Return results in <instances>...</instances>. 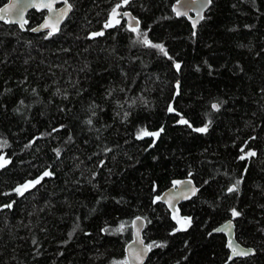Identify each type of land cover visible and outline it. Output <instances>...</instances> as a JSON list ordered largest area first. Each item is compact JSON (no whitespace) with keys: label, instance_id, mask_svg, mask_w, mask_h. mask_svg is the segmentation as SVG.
I'll list each match as a JSON object with an SVG mask.
<instances>
[{"label":"trees","instance_id":"obj_1","mask_svg":"<svg viewBox=\"0 0 264 264\" xmlns=\"http://www.w3.org/2000/svg\"><path fill=\"white\" fill-rule=\"evenodd\" d=\"M69 1L51 37L31 30L45 11L0 21V264H131L137 217L161 245L144 264H264V0H212L196 31L177 0H130L107 29L121 0ZM185 178L198 195L172 212L161 195ZM230 219L255 255L230 259Z\"/></svg>","mask_w":264,"mask_h":264},{"label":"water","instance_id":"obj_2","mask_svg":"<svg viewBox=\"0 0 264 264\" xmlns=\"http://www.w3.org/2000/svg\"><path fill=\"white\" fill-rule=\"evenodd\" d=\"M32 3H33V0H8L0 8H4L5 6H11V5L15 4L16 8L12 9L9 13L5 14V20H7L11 24L19 25V27H20L19 22L12 23L10 21L11 20H18L19 12L21 9L23 10V19L26 21H27L28 14L32 10H36L38 12L45 11L46 15H45L43 21L39 25H37L36 27L33 28V29H37V31H33V32L40 33V32H49L51 30V27L41 28L40 26L43 25L45 22H47L50 26L56 24L57 10L66 7V5L63 3V0H59V2L54 3L52 11H49L47 8H44L42 6L39 8L32 7V6H30ZM68 3L71 4L69 0H68ZM212 3H213L212 0H211L210 4L207 3V0H177L173 5V9L174 8L176 9V11H174L175 14L177 11L183 13L182 15H177V14L176 15L178 17H185L192 24L194 31H196L200 22L204 19L205 13L211 8ZM72 11H73V6L71 7V10L68 11L67 15L64 16L60 20L59 25H58L59 30L61 29V27L63 26L65 21L68 19V17L71 15ZM125 12L128 13L127 16L123 15V13H125ZM120 14L126 19L127 25L129 27L137 28L140 26L139 18L136 17L132 11H122V12H120ZM201 17H203V18H201ZM5 20H3V21H5ZM194 22H195V26H194ZM25 24H24L23 28H21V27L20 28L25 29ZM179 88H180V81H178V83H177L176 96H178V94H179ZM161 132L162 131L160 129L158 131L159 135L161 134ZM179 182L180 183H177L175 186L164 191L163 194L161 195V202L164 203L167 206V208L172 212H175L177 210V207L179 204L184 203V202L196 197L198 195V192H199V186L196 184V182L192 178H185ZM229 221H231V225H232L230 231H216V229L222 228ZM216 229L214 230V232L223 233L224 235H226L227 246H228L229 241L231 240V241H234L235 244L239 245L240 249H243V250L251 249V250H253V252L249 255L235 256V257H232L231 260H234L237 258H246V257H250V256L255 255L256 251L254 248L244 246L236 239V226H235V221L233 219H230V220L222 223ZM138 230H139V237L136 236V233ZM142 230H143V221L138 220L136 222V226H135L134 239L127 246V256H128L129 262L131 264H144L147 261L149 254H150V251H147V252L143 251L144 247L147 246V244L144 240ZM137 239L143 240L144 244L141 245L139 243H134V241H136ZM134 251L140 253V257H141L140 259H134L133 258ZM230 251H231V256H232V250L230 249Z\"/></svg>","mask_w":264,"mask_h":264},{"label":"snow or ice","instance_id":"obj_3","mask_svg":"<svg viewBox=\"0 0 264 264\" xmlns=\"http://www.w3.org/2000/svg\"><path fill=\"white\" fill-rule=\"evenodd\" d=\"M59 2V0H33V3L30 5L32 7H44V8H47L49 11H52L53 10V4L54 3H57ZM130 2V0H121V3H117L115 5V7L112 9V12L110 13V17H109V20L107 22H105L104 24V28L107 29V28H110V27H113L115 26L113 23H112V20L115 16L119 15V13L117 12V9L121 8L123 5H127L128 3ZM63 3L66 5L65 8H61V9H58L57 10V20H56V24L54 25H49L47 22H45L43 25H41L40 27L41 28H49L51 27V30L48 32L47 34V37H51L52 35H54L57 31H59V22L60 20L67 15L68 11L71 10V7L72 5L68 3V0H63ZM207 3H211V0H207ZM16 8V5L13 4L11 6H5L4 8H0V21H3L5 20V14L9 13L12 9H15ZM174 11H176V9L174 8L173 9ZM177 15H182L183 13L177 11L176 12ZM123 15L127 16L128 13H123ZM203 18V17H201ZM10 22L12 23H17L19 22L20 23V27L23 28L24 24L27 23L26 20L23 19V10L21 9L20 12H19V16H18V20H11ZM120 21L119 20H115V24H119ZM194 26H195V22H194ZM32 31H37V29H31ZM131 31L133 32H136L137 31V28L133 27L131 28ZM104 35V32L103 31H100V32H94V33H91L90 35V38H95V37H99V36H102ZM46 37V38H47ZM142 43H144L145 45H149L151 47H154V48H158L161 50V52H163L164 55H167V52L164 50V47L163 45H160V44H152L151 41L148 40L147 38V33H143V38H142ZM175 67L177 68V70H179L180 68V65L177 63L175 65ZM219 104H212V108L214 110H219ZM169 111H173V109L170 107L169 108ZM88 123H91V120L88 121ZM179 123H188L186 120H183L181 119L179 121ZM207 125H205L204 127L202 128H197V129H194L195 131L197 132H206L207 131ZM163 129H161L162 131ZM144 135H150V136H158L159 133H150V132H147L146 130L144 129H141L140 132L138 133V137L137 138H142ZM6 144V142H5ZM57 152V155H59V150L57 149L56 150ZM241 152H244V149L242 148L241 149ZM256 155V153L254 151H248L246 152L244 155H242L240 157V159H246V158H250V157H254ZM10 161L5 159L4 156L0 155V168H3L6 164H8ZM51 173L49 172H45L43 175L44 176H48L50 175ZM43 177H41L40 179H42ZM40 179L36 180V181H30V182H26L24 185H21L19 187H17L14 191L17 192L19 195H23L25 191H27L29 189V187H34L35 184H38L40 182ZM241 181L237 180L236 181V184L233 185L232 187H229L228 188V192H233V191H238V186L240 184ZM174 183H180L179 181L177 182H174ZM14 203V202H13ZM12 207V204H7V205H2L0 206V208H9L11 209ZM231 215L233 218H236V217H239L241 215V213L239 211H237L235 208L231 209ZM140 218L137 217V220H139ZM133 225L136 224V221H132ZM231 221H229L226 225H224L222 228H219V229H216V231H230L231 229ZM123 228V224L121 225V229ZM120 229H117V231H119ZM180 229H177V231H179ZM136 236L139 237V230L137 231L136 233ZM33 243H35V241H33ZM134 243H139L141 245L144 244V241L141 240V239H137L136 241H134ZM153 246H161V245H158V244H155V242H153L152 244H148L147 246L144 247L143 251L144 252H147V251H150L151 248ZM228 247L232 250V256L230 257V259L232 257H235V256H246V255H249L253 252V250L251 249H248V250H243V249H240L239 248V245L235 244L234 241H229L228 243ZM133 258L134 259H140V253L138 252H135L134 251V255H133ZM126 264V262H125Z\"/></svg>","mask_w":264,"mask_h":264},{"label":"rangeland","instance_id":"obj_4","mask_svg":"<svg viewBox=\"0 0 264 264\" xmlns=\"http://www.w3.org/2000/svg\"><path fill=\"white\" fill-rule=\"evenodd\" d=\"M118 10V9H117ZM118 12V11H117ZM117 18H118V15L117 16H115L113 19H115V20H117ZM29 182V181H28ZM30 188V187H29Z\"/></svg>","mask_w":264,"mask_h":264}]
</instances>
